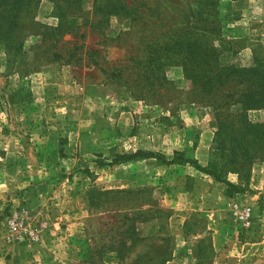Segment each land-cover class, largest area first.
I'll return each mask as SVG.
<instances>
[{"label": "rangeland", "instance_id": "1", "mask_svg": "<svg viewBox=\"0 0 264 264\" xmlns=\"http://www.w3.org/2000/svg\"><path fill=\"white\" fill-rule=\"evenodd\" d=\"M18 6L13 27L0 18V264H264V139L242 122L264 123V106L239 78L213 81L264 60V0ZM183 36L216 50L207 91L184 68L202 61L161 55ZM137 150L219 161L252 193L228 197L189 165H106Z\"/></svg>", "mask_w": 264, "mask_h": 264}, {"label": "trees", "instance_id": "2", "mask_svg": "<svg viewBox=\"0 0 264 264\" xmlns=\"http://www.w3.org/2000/svg\"><path fill=\"white\" fill-rule=\"evenodd\" d=\"M22 2H26V0H0V18L4 19L5 25L8 26V29L13 27L14 19L16 18V15L14 16V12L18 7L22 6ZM1 24V23H0ZM4 26V24H1ZM6 29V28H5ZM4 29V30H5ZM1 30L0 26V38L4 36L5 31ZM185 32V31H184ZM183 33V30L177 34L178 38ZM174 43H161L159 46L162 49L161 55L163 57H166L167 59H170L174 57L177 61H181L183 64L184 62H190V61H202L204 66L195 63L194 69H192L189 66H184V68L187 69L186 75L192 81H200V84L204 86V91H207L209 85L205 84L207 74L206 71H202L205 74V81L204 78L201 77L200 73L201 70L207 69L208 66V59L210 57L214 58V51L216 54V50L212 46H195L192 44V42L186 38V36H183V38L175 40ZM148 47H152L153 51V60L157 59V43L154 42V44H147ZM229 46H226V48ZM213 53V54H212ZM159 59V58H158ZM202 59V60H201ZM253 63L250 66H235V65H220L217 66L218 69L215 73L214 80L217 81V79L224 81L226 83L232 81L234 78H239L240 82L246 84L245 92L243 94V97H247L251 95L252 93L255 94L256 97L259 98L257 100V103H262L264 106V60L253 57ZM209 71V70H208ZM218 77V78H217ZM257 91V92H256ZM244 102V100L242 101ZM244 105H246V102H244ZM243 124H245L247 127H250V130L254 132L256 137H260L261 139H264V123H256L252 124L248 120L243 119ZM253 126V128L251 127ZM263 130H262V129ZM221 155V154H220ZM246 156L243 155V159ZM146 159H155L156 161L160 162L162 165L171 166V165H189L195 170L199 171L200 173L209 176L212 178L215 182L221 183L225 186L224 194L228 197H231L233 195L237 194H243L246 192L252 193V191L248 188V186H242L236 185L231 183L230 181L222 178L220 175V171L217 168V163L219 161H209L206 166H202L196 159L190 158L185 156V154L180 152H173V157L171 160H167L164 156H160L157 154H154L152 152H145L142 150H137L135 152L130 153H120L114 156V158L109 162V164H106L107 166H115L121 163L126 162H132V161H141ZM258 206L260 209H264V199L262 197L258 200ZM122 235V234H121ZM131 243L128 240H125L124 238L119 239L117 242V247H115L116 251H119L120 248H123L124 246L130 245Z\"/></svg>", "mask_w": 264, "mask_h": 264}, {"label": "crops", "instance_id": "3", "mask_svg": "<svg viewBox=\"0 0 264 264\" xmlns=\"http://www.w3.org/2000/svg\"><path fill=\"white\" fill-rule=\"evenodd\" d=\"M204 155H205V154H204ZM204 158H205V156H204ZM138 162H143V163H144V162H146V160H141V161H138ZM194 171H195V172H193V173L190 174V175H192L193 177H195V178H196V181H197V178H199L200 174H202V173H200L199 171H197V170H195V169H194ZM194 173H197V174H194ZM202 182H207V181H206V180H202ZM208 183H209V182H208ZM208 183H206V186L208 185L210 190L213 189L214 186H210V184H208ZM200 184H201V185H205L204 183H200ZM215 185H216V187H219L220 189H221V187H222L221 184H218V183L215 184ZM214 189H216V188H214ZM214 189H213V190H214ZM203 196H205V195H203ZM250 199H251V198H250ZM255 207H256V204H254V205H253V204L250 205V208H251V209H254ZM232 227H233V226H232ZM218 234H219V232L216 231V232L214 233V236L217 237ZM217 239H219V238L217 237ZM215 243L217 244V242H215ZM216 244H214V246H215ZM219 245H220V244H219ZM219 245H218L217 247H216V246L214 247L215 250L218 249Z\"/></svg>", "mask_w": 264, "mask_h": 264}, {"label": "built area", "instance_id": "4", "mask_svg": "<svg viewBox=\"0 0 264 264\" xmlns=\"http://www.w3.org/2000/svg\"><path fill=\"white\" fill-rule=\"evenodd\" d=\"M235 213L238 219L242 221L248 220V218L250 217V212L249 210H246V209L243 212L240 211V212H235Z\"/></svg>", "mask_w": 264, "mask_h": 264}]
</instances>
